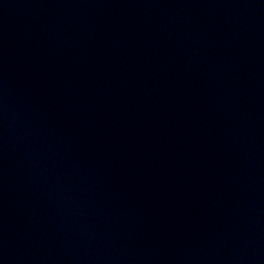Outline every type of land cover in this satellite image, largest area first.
I'll return each mask as SVG.
<instances>
[{
	"label": "water",
	"instance_id": "obj_1",
	"mask_svg": "<svg viewBox=\"0 0 264 264\" xmlns=\"http://www.w3.org/2000/svg\"><path fill=\"white\" fill-rule=\"evenodd\" d=\"M0 264H264V0H0Z\"/></svg>",
	"mask_w": 264,
	"mask_h": 264
}]
</instances>
